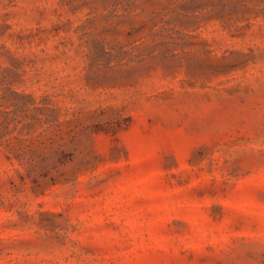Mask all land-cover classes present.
I'll list each match as a JSON object with an SVG mask.
<instances>
[{
    "label": "rangeland",
    "instance_id": "rangeland-1",
    "mask_svg": "<svg viewBox=\"0 0 264 264\" xmlns=\"http://www.w3.org/2000/svg\"><path fill=\"white\" fill-rule=\"evenodd\" d=\"M0 264H264V0H0Z\"/></svg>",
    "mask_w": 264,
    "mask_h": 264
}]
</instances>
